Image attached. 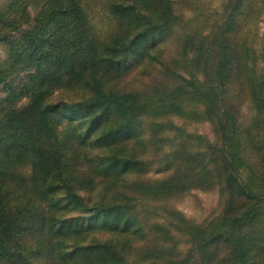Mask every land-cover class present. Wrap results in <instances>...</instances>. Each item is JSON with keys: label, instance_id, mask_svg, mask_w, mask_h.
<instances>
[{"label": "trees", "instance_id": "1", "mask_svg": "<svg viewBox=\"0 0 264 264\" xmlns=\"http://www.w3.org/2000/svg\"><path fill=\"white\" fill-rule=\"evenodd\" d=\"M263 18L264 0L0 6V264H264ZM134 66L146 87L123 83ZM169 117L210 121L215 142ZM165 146L175 174L144 179ZM212 184L208 226L157 206ZM152 216L189 237L185 257Z\"/></svg>", "mask_w": 264, "mask_h": 264}, {"label": "rangeland", "instance_id": "2", "mask_svg": "<svg viewBox=\"0 0 264 264\" xmlns=\"http://www.w3.org/2000/svg\"><path fill=\"white\" fill-rule=\"evenodd\" d=\"M8 0H0V6L6 3ZM229 0H197V9L199 13L209 15L213 13H221L225 5ZM186 11V18L190 17V12ZM177 12V11H176ZM32 14L35 12L32 10ZM204 18H199V24L205 31V34H208L210 31L214 30L213 27L208 26L204 22ZM107 24V23H105ZM258 32L260 36L264 35V18L260 20L258 25ZM4 48V47H2ZM2 59L6 58V52L4 49L1 50ZM137 66V65H136ZM132 69L131 72L133 75L129 76L125 82L126 85L133 86L134 88H144L146 87L151 80L145 76H141L140 73L143 72V69L138 66ZM127 72V73H128ZM25 75V74H24ZM22 75V78H24ZM5 96V94H2ZM27 100L23 102V104H27ZM244 120L243 122H247V118L249 116V109L247 107L243 110ZM170 121L173 123L175 127H179L185 129L188 134H197L201 136L206 143L213 144L216 139V134L214 131V126L210 121H185L178 117H169ZM206 144L199 142V147L201 151H205ZM173 148L166 147L157 154L154 158L156 163L153 164L147 174L146 178L150 182L159 181L162 179H166L167 177L175 174V166L170 164V162H164L163 158L167 153H170ZM99 150L95 151V155L99 153ZM96 158V157H94ZM96 193V192H95ZM156 204V203H155ZM158 207L167 206L168 208H172L178 212H181L187 219L191 220L195 224L198 225H209L219 218L223 212L224 202L222 190L217 185H209L206 189H193L183 195L177 196L175 198L170 199L162 204L157 205ZM148 212H154L153 210L148 209ZM74 216V212H69L65 219L68 220ZM156 223H160L164 226V228L170 230V235L166 236L165 246L169 251L174 250V255L177 258L185 257L189 250V237L184 234L178 233L175 228L171 227L165 219L159 216L149 217L148 224L151 226L156 225ZM161 245L162 243H158Z\"/></svg>", "mask_w": 264, "mask_h": 264}]
</instances>
